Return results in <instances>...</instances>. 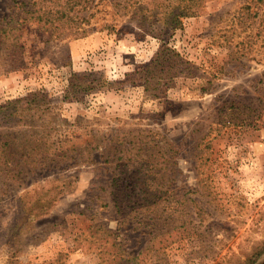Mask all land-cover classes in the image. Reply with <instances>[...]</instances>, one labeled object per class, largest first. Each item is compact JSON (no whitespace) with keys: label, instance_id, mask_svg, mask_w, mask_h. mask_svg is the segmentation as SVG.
Wrapping results in <instances>:
<instances>
[{"label":"rangeland","instance_id":"374dc122","mask_svg":"<svg viewBox=\"0 0 264 264\" xmlns=\"http://www.w3.org/2000/svg\"><path fill=\"white\" fill-rule=\"evenodd\" d=\"M23 1L56 20L8 31L25 67L0 49V106L35 112L0 116V158L19 162L0 172V264H264V0L183 19L167 43L199 69L159 95L126 76L164 44L140 27L168 0Z\"/></svg>","mask_w":264,"mask_h":264},{"label":"trees","instance_id":"16d2710c","mask_svg":"<svg viewBox=\"0 0 264 264\" xmlns=\"http://www.w3.org/2000/svg\"><path fill=\"white\" fill-rule=\"evenodd\" d=\"M131 6L136 5L137 1L141 0H126ZM151 1V0H147ZM169 4L165 6V10L162 11V15L158 16L153 15L154 12H152V15H150L147 20H149L151 23L148 27H140L142 30V34L140 36L144 37L146 35H151L154 37H157L161 39L164 44H162L159 51L153 56V58L146 64H141L138 66L133 72L127 73V81H130L131 83H139L142 82V84H147L154 86L155 90L160 91L157 93H154L156 95H159L161 92L166 91V89H169L176 81V79L180 76L182 77H190L195 76L197 74V70L199 67L195 65L192 61L186 59L177 49L168 46L167 41L178 29L183 28V19L189 18V17H196L200 16L203 13V10L205 9V5L209 0H168ZM15 3V9L21 11V13H17V16H11V19L7 21L5 25H0V49L3 48V52L5 53V64H7V70H15L18 68H22L26 66V63H22L21 56L24 54V52H21L22 46H19L16 42V40L12 43H8L6 40L8 36V31L15 32L18 31L19 25L22 22H32V23H51L54 24V21L56 19H48L44 18L47 16L46 11H41L39 9H28L29 4L23 0H13ZM23 12V13H22ZM62 13L63 15L67 12H58ZM29 14V17L24 18L22 15ZM160 24V25H157ZM51 25V26H52ZM46 29H49L46 28ZM139 36V35H138ZM6 38V39H5ZM9 44V45H8ZM7 45L6 47H4ZM150 69H158L159 76L157 79H152L149 76V70ZM73 76L77 77L78 74L73 73ZM106 85H112L113 83H125V82H111V81H105ZM110 89V86L107 88ZM32 99L30 100H39L40 98L37 97L35 93H32ZM25 101V98L21 97L17 100H11L8 101L6 105L0 106V116L2 119L10 120L12 117H16L18 115L22 116V119L24 122L28 119L29 116L30 120L32 117H34L35 112L33 111V107H19L17 104ZM27 110L30 111V115L27 113ZM33 111V113H32ZM26 113V114H25ZM29 120V121H30ZM7 123L11 124L12 121H1V123ZM7 136V135H6ZM6 150H8V144L6 147ZM9 154H13V151H11ZM39 159H33L31 164H39L42 165L46 158ZM19 163V162H18ZM15 161V157L11 156L8 157L6 154L5 159L0 158V172H3L2 170L6 171H12L13 166H17L18 164ZM53 199H49L48 201H45L49 205H45V202L40 199H36L35 201H31L30 207L32 210L31 216H34L36 214V210L38 207H41L40 211L47 210L51 207V202ZM125 205V201L123 200V206ZM129 206V205H126ZM141 204L137 208V212L139 211L140 217L138 220H136L138 228H155V225L157 223L156 220V213L154 210L147 208L149 210V214L152 215V218L145 217L144 214L140 212V210H144L146 205L142 206ZM150 215L148 217H150ZM138 216V215H137Z\"/></svg>","mask_w":264,"mask_h":264}]
</instances>
